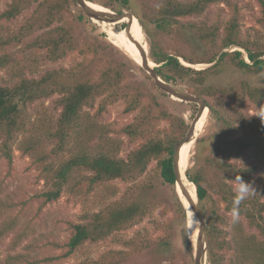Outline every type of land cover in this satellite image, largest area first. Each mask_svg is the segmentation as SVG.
I'll use <instances>...</instances> for the list:
<instances>
[{"label": "trees", "instance_id": "trees-1", "mask_svg": "<svg viewBox=\"0 0 264 264\" xmlns=\"http://www.w3.org/2000/svg\"><path fill=\"white\" fill-rule=\"evenodd\" d=\"M33 1L38 0H13L0 14V21L18 18L31 7ZM223 1L143 0L142 15L134 16L143 27L146 21L166 33L176 28L192 49L205 50L203 55L196 49L184 54L179 50H168L166 44L158 42L152 47L151 61L157 65L154 71L163 82L175 86L187 83L194 87L195 94L204 100L218 124L210 152L202 159L197 156L194 165L185 170V177L194 186L199 203L209 205L208 215L203 217L208 263L264 264V176L254 187L256 192L240 206V216L246 219L247 229L240 221L233 226L234 241L240 250L236 262L227 258L233 245L224 230L226 218L220 214L221 205L231 213L235 177L240 176L252 184L260 170L264 174V120L259 117L264 113V88L253 86L247 79L228 87L207 85L208 75L225 60L246 76L264 75V0H256L261 13L257 23L263 31L254 36L243 32L244 16L238 3H230L231 14L226 22L220 18L212 23L194 21ZM69 4L70 0L41 2L18 32L0 36V69L10 71L11 76L7 82L0 81V152L12 165L14 145L21 138L18 150L33 159L41 179L48 187L40 195L43 205L58 201L65 189L74 195H85L116 180L135 184L121 199L110 202L98 212L85 214L83 223L72 226L62 258L70 257L87 243H101L132 229L153 213L156 203L149 198L143 200V194L154 188L156 181L163 186L176 187L177 147L184 142L191 128L184 117L175 115L159 103L146 112L142 105L145 94L140 87L135 88L134 93L120 92L126 79L124 65L112 63L111 60H96V57H102L97 51L84 66L47 71L38 78L34 77L28 59L35 51H46L45 58L57 62L80 48L71 23L54 27L55 23H61V16L69 10ZM129 5V0H109L104 4L116 13L128 10ZM185 19L191 20L184 22ZM129 22L131 26L122 29L119 34L115 33L123 48V34L134 27V23ZM37 33L40 34L34 37ZM184 34L189 35V39ZM29 38L30 41L26 42ZM20 45H23L22 50L11 52ZM199 64L209 67L204 70L192 67ZM161 93L167 96L165 92ZM54 95H59L56 107L60 115L56 120L41 116L35 106ZM121 98L127 100V113L138 109L142 111L133 123L122 130L131 142L142 140L127 158L120 157L118 141L104 131L100 135V143L96 147H89L93 140L89 131L95 124H90L91 119L84 112L85 108H93L98 99H101L99 112H103ZM189 105L194 111L197 110V104ZM250 111L259 115H252ZM162 121L167 125L164 128L158 123ZM82 133H87L88 138L80 141L77 149L73 150L72 141L79 140ZM202 143L203 139L199 138L196 142L199 149ZM50 144L52 147H49ZM182 153L183 147L180 156ZM242 158L254 164L239 163ZM154 161V172L144 182L136 183L148 174V167ZM3 205L14 209L11 204L0 201V213L4 212ZM176 205L178 218L186 231L187 213L177 194ZM3 223L0 227V244L18 227L19 220L18 217H11ZM245 230H255L258 234H249ZM170 232L166 230L169 233L166 238L171 237ZM24 233L25 230H20V238ZM190 240L185 235L186 249L193 260L194 246ZM120 243L128 251L109 250L97 260H84L76 264H128L131 256L147 252L156 245L141 231ZM161 246L168 248V239L161 240ZM3 264H30V258L26 254H17L7 257Z\"/></svg>", "mask_w": 264, "mask_h": 264}, {"label": "rangeland", "instance_id": "rangeland-1", "mask_svg": "<svg viewBox=\"0 0 264 264\" xmlns=\"http://www.w3.org/2000/svg\"><path fill=\"white\" fill-rule=\"evenodd\" d=\"M12 1L13 0H0V14L8 8ZM44 1L46 0L33 1L31 7L16 19L10 21L1 20L0 36L6 37L18 32L25 24L26 20L34 14L38 4ZM108 1L109 0H94V2L91 3L88 1V4L94 6L100 12H110L108 10L109 8L104 6ZM129 1V9H125L124 12L126 14L141 16L143 0ZM230 3H238L242 10V15L244 16L243 32L245 34L254 36L257 32L263 31L262 27L257 23V19L260 17L261 13L256 0H224L223 3L212 6L203 16L195 18L194 21L200 22L205 20L212 23L214 20L220 18L223 22H226L231 14ZM61 17V23H55L54 27L61 26L64 23H71L80 48L75 52L68 53L64 59L57 62L46 59V51H35L32 55H29L28 59L29 64L32 66L34 77L38 78L47 71L59 69L68 70L76 68L79 65L84 66L94 58V52L97 51L99 56L102 57H96V60L103 59L105 62L111 60L112 63L124 65L126 79L121 85L120 92L130 94L134 93L135 88L140 87L145 94L142 105L146 112L153 110L150 109V107L155 105V103H159L175 115L184 117L186 122L190 123L192 127L199 114V112L197 114V111H200V105L197 104V110L194 111L192 109L193 107L189 105L190 103L184 102V104H182L181 101L172 98L166 92L167 96H164L161 93L163 90L157 86L156 78L144 67L138 65L130 56L129 52L119 44L115 33L122 31V29L125 30L128 26V22L119 23L116 26H104L101 24L103 22L99 21L96 23L95 21L97 20L89 18L78 2H74L73 0H70L69 10H66ZM189 20L191 19H185L183 21L187 22ZM134 25H137L136 28L140 31L141 46L150 63H152V47L158 42L164 45L166 44L165 46L168 50H179L184 54L192 53L194 49L202 55L205 52L202 48L192 49L191 46L185 43V39L183 37L181 38V33L176 28L166 33V31L163 32L155 25L147 23L146 21L145 27H143L138 20L135 21ZM39 34L40 33H37L34 37ZM184 37L189 39V35L184 34ZM29 41L30 38L26 40V42ZM22 49L23 45H20L17 48L11 49V52ZM233 50L237 49H232V51ZM185 65L190 66L186 63ZM151 66L154 69L157 67L155 63H152ZM199 66L202 67L196 65L192 67L197 68V70H204L209 67V65L206 64H199ZM10 77V71L0 69V81L2 83L9 81ZM242 79L249 80L253 86L264 88V75L260 77L246 76L231 66L227 60L208 75L207 85L228 87ZM175 87L199 98L195 94V88L190 87L187 83ZM58 98L59 95H54L47 100L39 101L35 104L41 116L54 120L59 117L60 111L56 107ZM205 99L212 101V99L206 97ZM100 102L101 99H98L93 108L89 107L84 110L89 119H91L89 120L90 124H95L92 129L93 132L91 130L89 131L92 133L93 137L89 147H96L100 143V135L104 131L110 138L118 141L120 157L127 158L128 154L142 143V140L136 143L131 142L129 137L126 136L122 130L127 125L133 123L142 111L138 109L135 112L127 113V100L121 98L112 105H109L105 111L99 112ZM250 113L252 115H259L258 112L254 111H250ZM203 115L205 116V123L197 138V140L199 138L203 139V143L200 149L198 145H196L197 141L188 148L184 159L185 170L194 165L197 156L202 159L203 156H206L210 152L214 138L218 132V124L207 109ZM158 123L162 128L167 126L163 121ZM87 138V133L79 135V140L75 139L72 141V149L76 150L80 141H85ZM20 139L21 138H19L14 145L12 165L8 164L7 160L0 152V201L1 203L11 204L14 208L8 209V207H5L6 205L2 206L4 212L0 213V227L4 224V221H9L11 217H18L19 220L18 227L6 236L0 244V264H3L7 257L17 254L28 255L30 264H76L84 260H97L109 250H127L126 247L120 243L121 240L133 237L138 231H141L144 236H148L150 240L155 241L156 245L147 252L131 256L128 264H195L194 258L191 260L186 249L185 235H188L189 239L196 244L200 223L194 218L192 210L189 213L187 211L188 228L185 231V226L178 218V212L176 211L177 187L163 186L159 181L155 182L154 188L147 190L146 193L143 194V200L149 198L152 202L156 203L153 213L144 221L134 228L124 231L101 243H87L70 257L62 258L61 256L66 252V244L71 236L72 226L83 223V216L85 214L98 212L110 202L121 199L127 192H130V189L135 183L116 180L108 182L106 185H102L85 195H74L69 189H65L58 201L43 205L40 195L46 191L48 187H46L45 181L41 179L33 159L18 150ZM49 147H52V145L50 144ZM239 163H246L247 165L254 164L251 160L246 158H242ZM155 168L156 162L154 161L148 167V174L144 175L136 183L144 182V180L149 177V174L154 172ZM263 176V171L260 170L251 184L253 188L259 184L258 181L261 180ZM181 199L183 202L185 201L183 198ZM196 201L199 214L204 223L203 217L208 215L209 205L208 203L200 204L197 197ZM220 214L226 218L224 230L227 233V239L231 241L233 245V250L228 253L227 258L228 260L236 262L239 259L240 250L237 248L234 241L235 232L233 226L237 222L233 223L231 221V213L225 211L223 205H221ZM238 221L247 229L248 224L244 217L239 216ZM20 230H25L22 238L19 236ZM166 230H171V237L166 238V234H169L166 233ZM245 231L249 234H258L255 230ZM164 239H168L169 241L168 248H163L161 246V240ZM202 240L203 244L206 245L205 227ZM206 258V264H209L208 257L206 256Z\"/></svg>", "mask_w": 264, "mask_h": 264}, {"label": "water", "instance_id": "water-1", "mask_svg": "<svg viewBox=\"0 0 264 264\" xmlns=\"http://www.w3.org/2000/svg\"><path fill=\"white\" fill-rule=\"evenodd\" d=\"M77 2L85 10V12L89 16V18L97 20L99 22H107L109 24L116 25V24H119L121 21H123L126 18H128L132 23L134 21V18H135L134 15L126 14L125 12L116 13L110 9H108L110 12H100V11L93 10L89 6L87 0H77ZM128 26L126 28H128ZM139 46L141 48V45H139ZM141 66L144 67L150 74H152L156 78L157 86L159 88H161L164 92H166L168 95H170L172 98H174L178 101H181V102L196 103V104H199L201 107L199 114H198L197 118L195 119L188 136L185 138L184 142L177 147L176 156H175V165H176V171L178 174V181H177L176 185L180 186V188L182 190V195L184 196V200L188 203L189 207L191 208V210L194 214V218H196L200 223V227L198 228V238H197L196 244H194L192 242V240H190L194 246L195 264H206L207 245H204L203 240H202V235L204 232V223H203L202 217L200 216L198 208H197V201L194 202V200L191 198L190 194H188V191L182 186L181 173H180V169H179V162H180V151H181L182 147L186 143H190L192 141H194V143H195L197 141V138L194 139L196 124L200 120V118L202 117L205 110L207 109L209 111V109L205 106L202 99H199L196 96L189 94L188 92H185V91H183V90H181V89H179V88H177L171 84H167V83L163 82L160 78H158V76L156 75V73L154 71V68H152V66L148 65V59L146 57H144V59L142 60ZM177 195H178L180 201L182 202V204L184 205V208H185L186 213H187V208H186L183 200L181 199V196L178 194V192H177ZM187 221H188V216H187Z\"/></svg>", "mask_w": 264, "mask_h": 264}, {"label": "bare ground", "instance_id": "bare-ground-1", "mask_svg": "<svg viewBox=\"0 0 264 264\" xmlns=\"http://www.w3.org/2000/svg\"><path fill=\"white\" fill-rule=\"evenodd\" d=\"M93 10L99 11L97 10L94 6L89 5ZM138 20L136 19V17L134 18V24L135 21ZM130 20L128 18L124 19L122 22H129ZM139 21V20H138ZM96 23L98 21H95ZM130 23V22H129ZM104 26H109V25H114V24H108V23H101ZM131 26V25H129ZM137 25H134L133 29L131 31H129L127 34H123L122 36V42L124 44V47L128 50L130 56L133 58V60L138 64V65H142V60L144 59V57H146L145 55V51L144 49L140 48L139 45H141L140 42V31L139 29L136 28ZM127 29V28H126ZM122 32V31H121ZM119 34V33H118ZM148 65H152V63H150L148 61ZM198 67H202L199 65H196ZM204 67V66H203ZM205 123V116L202 115V117L200 118V120L197 122L196 124V128H195V138H198L200 132L203 129ZM194 143V141L190 142V143H186L183 146V153L180 156V162H179V169H180V173H181V182H182V186L188 191V194H190L191 198L194 200V202H196V190H194V186L186 179L185 177V169H184V159L185 156L187 154L188 148ZM179 195L181 196V198L184 199V196L182 195V190L180 188L179 185H176ZM198 200V199H197ZM185 206L187 208L188 213L191 211V208L189 207L188 203L186 201H184Z\"/></svg>", "mask_w": 264, "mask_h": 264}, {"label": "clouds", "instance_id": "clouds-1", "mask_svg": "<svg viewBox=\"0 0 264 264\" xmlns=\"http://www.w3.org/2000/svg\"><path fill=\"white\" fill-rule=\"evenodd\" d=\"M261 120H264V113L259 116ZM236 187L234 189V196L231 201V221L233 223L238 222L240 216V206L248 199L255 191L250 183L245 182L240 176L235 177Z\"/></svg>", "mask_w": 264, "mask_h": 264}]
</instances>
